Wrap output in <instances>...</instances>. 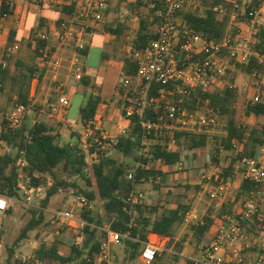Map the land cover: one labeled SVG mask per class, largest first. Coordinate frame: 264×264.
<instances>
[{
    "label": "built area",
    "instance_id": "2783aa9c",
    "mask_svg": "<svg viewBox=\"0 0 264 264\" xmlns=\"http://www.w3.org/2000/svg\"><path fill=\"white\" fill-rule=\"evenodd\" d=\"M67 4L71 8L69 18L58 21L51 28L34 31L30 41L35 53L37 69L33 79L40 73H48L53 77L67 64V73L75 81L82 80L83 65L87 49V40L92 38L104 22V11L108 0H34L37 8H46L52 4ZM201 3L208 6L204 8ZM9 11L1 16V28H6L7 21L13 14V6L8 3ZM204 13L210 11L215 20L222 23L224 31L217 39L209 38L203 31L195 29L184 22L182 12ZM205 9V10H204ZM137 26L127 38L125 46L126 60L130 61L135 71L131 74L123 72L116 91L113 116L121 120L116 123L113 132L103 127L107 105L95 112L96 116L80 120L79 149L88 153L93 159L109 156L119 138L126 133L130 119L136 116L143 131L142 147L139 154L150 152L154 144L148 138L151 132L158 138L165 137L166 145L173 147L175 131L188 132L194 135L204 134L211 137L219 133L218 115L202 99L192 107H186L184 98H190L199 93L204 95L214 86H226L230 91L235 88L229 84L228 76L238 67H247L252 61L254 67L251 75L260 78L264 69V44L261 45V34H264V0H148L141 10L134 13ZM141 22L147 23L153 38L138 46V33ZM260 49L257 50V47ZM16 47L8 49V55ZM69 52L67 57L66 53ZM65 56V58H64ZM7 66L0 58V68ZM173 83V90L162 88ZM161 86L157 94L152 92L154 86ZM60 93L55 103H47V112H41L56 123L64 120L70 106V99L58 87ZM177 98V99H176ZM264 104V86L260 84L248 99V105ZM30 104L13 103L6 112L1 114L7 128H18L23 117L29 111ZM105 105V104H104ZM147 111L156 114L155 120L145 118ZM264 122V115L259 118ZM41 119L35 122H40ZM264 125V124H263ZM1 129V125H0ZM208 145L207 147H210ZM177 148V147H176ZM152 149V148H151ZM234 149L241 151L239 144ZM240 149V150H239ZM8 151V148H6ZM226 154L223 148L218 150L217 158ZM152 156V155H151ZM264 146H258L253 157L242 156L237 166L238 181L247 180L254 189L244 194L242 204L237 213L220 218L214 232L197 246V253L192 256L177 254L185 264H250L264 262V254L254 253L253 238L249 235L245 223L257 221V228L264 231ZM18 169V187L23 190L26 200L30 193L40 188H34L32 176L24 160L16 162ZM142 164L137 163L127 175L132 179ZM164 175L181 173L184 170L182 161L161 168ZM203 178V177H201ZM232 184H222L209 188L207 195L212 201H220L229 193ZM4 206L0 213H5L10 207V198L0 196ZM128 201L131 204L144 201L138 191H133ZM73 204V203H72ZM82 211L91 210L88 201L76 196L74 204ZM54 224L57 225L56 240L80 246L82 231L87 222L74 209H58L48 211ZM1 227V224H0ZM102 231L105 237L99 246L98 253L87 259V264H110L112 250L121 244V236L112 230L111 224L104 225ZM250 240V241H249ZM41 245H48L47 237ZM166 250L157 243H146L141 251L140 259L145 264H153L158 256ZM25 259H23V262Z\"/></svg>",
    "mask_w": 264,
    "mask_h": 264
},
{
    "label": "trees",
    "instance_id": "16d2710c",
    "mask_svg": "<svg viewBox=\"0 0 264 264\" xmlns=\"http://www.w3.org/2000/svg\"><path fill=\"white\" fill-rule=\"evenodd\" d=\"M135 1L140 8L148 2V0ZM8 3L9 0H0V14L9 11ZM181 16L187 25L203 31L209 38L217 39L224 31L223 24L217 22L210 11L182 12ZM153 37L149 25L141 22L138 46H144ZM260 39L262 46L264 34H261ZM253 67L252 61L249 66L238 67L236 70L241 69L251 73ZM23 68L25 70L14 79L15 87H11V91H14V103L28 104L29 83L38 69L36 66ZM123 71L131 74L135 71V67L126 60ZM5 76L6 69L0 70V84ZM174 86L175 84L170 83L162 88L173 90ZM3 88L0 87V91ZM160 88L161 86L156 85L152 92L157 94ZM202 99L208 100L217 115L227 117L220 133L208 137L204 134L194 135L175 131L173 143L177 148L173 149L166 145L168 140L165 137L158 138L156 133L151 132L148 138L154 144L150 146V152L140 155L143 131L137 117L133 116L126 133L119 138L112 151L116 156L110 154L95 159L88 155L92 151L89 150L87 153L79 149V138L76 143H61L55 130L43 121L29 124L27 117L24 116L20 126L10 130L0 115V143L8 148V151L0 154V196L17 198L19 187L16 162L19 159L26 162L34 188L48 186L39 206L31 210L32 217L21 230L16 242L27 239V234L43 222L44 210L47 209L50 199L68 190H72L75 196L84 197L92 207L91 210L81 213V217L88 224L82 231V243L80 246H70V252L66 256L59 252L54 242L48 246L42 245L33 253V259L37 262L87 264V259H92L98 253L103 241L102 237H105L102 228L108 223L111 224L112 230L123 236L120 246L123 247L124 257L120 264H134L152 235L157 237V242L164 237H175L185 214L190 211V204L183 201L167 213H159L161 206L157 200L148 205L143 201L131 204L128 197L133 191H137L138 185L152 181L153 188L160 189L163 187L161 177L164 175L161 168L178 163L184 150L205 148L208 145L213 148V160L216 164L219 162L217 154L220 148L230 156L227 155L229 158L225 165L218 166L209 183L213 186L227 184L234 179L235 172L239 170L237 166L239 159L242 156L253 157L257 147L264 144V126L254 123L260 115H264V104L246 105L240 114L241 118L238 119L234 109L236 102L234 94L224 85L214 86L204 95L197 93L190 98H184L183 103L186 107H192ZM97 103V98H89L86 105L80 108L81 120L96 116ZM145 118L155 120L156 114L147 111ZM247 119L250 121L246 123ZM155 140L158 141L155 143ZM235 144L241 145V151L234 149ZM137 163L142 164V167L137 169L132 179H128V173ZM185 188L189 189V186ZM253 189V183L242 180L235 191L233 202H230L228 193L224 196L225 200L219 207L218 215L237 213L244 194ZM209 213L189 226L193 242L202 241L205 234L211 231L214 222L209 217ZM245 227L249 235L255 239V247L250 250L254 253L260 250V254H264V249L257 246V242L264 240V231L257 228V221H248ZM11 254L12 249L9 250V256Z\"/></svg>",
    "mask_w": 264,
    "mask_h": 264
},
{
    "label": "crops",
    "instance_id": "0c3cea01",
    "mask_svg": "<svg viewBox=\"0 0 264 264\" xmlns=\"http://www.w3.org/2000/svg\"><path fill=\"white\" fill-rule=\"evenodd\" d=\"M33 1L34 0H9V3H11L13 6V14L7 21V26L5 29L1 28L2 20L0 16V58H3L7 64V66L4 68L6 69V76L3 79V82L0 84V87H4L3 90L0 91L1 104L2 102H8L9 100L11 101L15 99L14 91H11L10 87H15L14 79L21 74L22 70L20 67H34L37 65V63H35L36 58H34L35 53L33 52V47L30 41L34 31L44 28H51L58 21L68 19L71 12V8L67 6L66 3L64 5L52 4L46 8H37L33 5ZM65 1L72 2L75 0ZM139 10H141V8L136 4L135 0H108V5L104 11L103 24L98 28L97 33L92 38L86 39L87 49L85 57L82 60V80L75 81L73 78H69L68 73H66V76H63V71L61 76L65 80L62 81V84L58 85V74L56 77H53L48 73L42 72L37 75L36 79H31V90L28 100L34 103L35 101H33V98L35 95L43 94L42 91L44 89H46L48 93H57L58 87H61L64 91V94H66L70 99L69 107H71L72 100L75 95L79 97V100L82 101L84 106L86 105L89 98H97L98 103L96 111L109 104L111 105V109L106 108L105 110L103 127L105 128L106 124H111V131L108 132H113L116 127L115 124L121 123L119 118H117V122L115 123L116 117L113 116L112 107H115L118 83L120 81L121 74L124 72L123 70L126 62V38L129 32L137 26L134 13ZM11 47H16V50H13L12 53L8 55L7 51ZM106 48L109 50V52L105 51ZM65 53V56L67 57L69 52ZM0 70H2V68H0ZM62 70H66L67 72V64H64ZM7 87H9L8 91H6ZM58 94L56 95L58 96ZM48 102L55 103L56 99L51 102L49 99H47V97H43L40 103L43 107H45L46 111H48ZM10 107L11 105L7 104L6 108L8 109ZM37 114L42 117L41 120L44 123L55 130L61 142L76 143L80 132V114L77 120L71 121L68 119V113H66L64 120L61 123H56L52 118L45 117L43 113L41 114V110L40 112H37L36 115ZM249 121L250 119H247L246 123ZM254 123L261 126L264 124L261 117H258ZM262 146H264V144ZM6 148L7 147L4 144L0 143V154L6 152ZM239 148H241V145H239ZM213 154L212 146L196 148L194 150H184L180 157V160L184 165L183 172L170 175L166 181H164L165 175H163L161 177V181L163 182L162 186L171 184V178L172 180L176 181L175 184L184 187L198 186L201 183V177H203L201 179H204L205 183H208L210 177L218 170V166L221 167L225 165L228 158L230 157L226 152L224 157L217 158L219 162L216 164L213 160ZM238 176L239 170L235 172L234 179L228 182L229 185L232 184L231 192L227 194V196L230 198V202L234 201L235 191L240 184V181L237 180ZM149 183L152 184V181ZM212 187L216 186L210 185L207 189L204 187L202 192L207 194V190ZM197 188H202V186ZM184 199L182 197H178V199L176 198L170 201V196L158 194L157 196L154 195L150 202L145 200L143 203L148 205L157 200L161 206L159 213H167L168 211L173 210L179 203L183 202ZM224 199L218 202L211 200V202H213L214 205L219 208ZM48 211L50 210H44V212ZM208 213L204 212L203 215H200V213H196L194 210H192V208H190V211H188V213H186L184 216V221L180 227L181 232L178 231L175 237H164L159 239L157 242V237L152 235L148 243H157L163 246L166 250V252L156 258L153 264H172L173 256L175 259H177L178 264H185L181 258L177 256V254H183L187 256L195 255L197 253V246L214 232L220 221V218L223 216H229L225 214L218 215L219 210L217 211V209L210 212L209 217L214 222L211 231L205 234L202 241L198 243L193 242L192 234L189 231V226L193 225L197 221H200L202 217ZM182 231H184V235H182ZM113 250L112 258H115ZM134 264L145 263L140 259L139 256L138 260Z\"/></svg>",
    "mask_w": 264,
    "mask_h": 264
},
{
    "label": "rangeland",
    "instance_id": "374dc122",
    "mask_svg": "<svg viewBox=\"0 0 264 264\" xmlns=\"http://www.w3.org/2000/svg\"><path fill=\"white\" fill-rule=\"evenodd\" d=\"M201 6H203L204 8H207L208 5L206 3H201ZM193 11L196 12L197 10L195 11L194 9ZM199 12L200 11L196 13H199ZM105 51L109 52L107 48L105 49ZM34 58H35V55H34ZM31 61H32V58H31ZM35 63L37 62L35 61ZM21 70L24 71L25 68L22 67ZM61 70L58 73V80H59V82H57L58 85L62 84L63 83L62 81L65 80L61 76L62 72L64 71L63 76H66V73H67L66 70H62V71ZM228 79H229V84H232L235 87L232 90L235 101H236L234 109H235L237 118L240 119L241 118L240 114L242 113L243 108L246 105H248V99L250 98V96L254 93L256 88L260 86V84L264 86V69L262 70L261 76L258 79L254 78L251 75V73H247L244 70L242 71L241 69L234 70V72L228 76ZM8 88L9 87H7L6 91L9 90ZM28 88H29V94H30V90H31L30 83H29ZM38 93H39V90H38ZM42 93L43 94L35 95V97L33 98V101H35L34 103L28 100V104H30L29 105L30 107H29V111L27 112L25 116L27 117V122L29 124H32L38 118L39 119L42 118L40 115L38 114L36 115L37 112H40V110L41 112H47L45 107H43L42 104L40 103L43 97L45 98L47 97V99H49L51 102L55 100L56 97H58L56 95L58 94V92L52 94V93H48L47 90L44 89ZM13 103H14V99L11 101L9 100L8 102L7 101L2 102V104L0 100V115L6 112L7 104L13 105ZM82 107H84V105L82 104V101L79 100V97L77 95H75V97L72 100L71 107H68L66 111V113H68V119L71 121L77 120L79 118L80 108ZM226 119H227L226 116L218 115L217 129L219 130V133L221 132V129L224 127ZM0 124H1V117H0ZM116 125L117 124H115V126ZM111 128H112L111 124H106V127H105L106 131H111ZM157 141L155 140V143ZM111 154L113 156H116L114 152H112ZM119 159L121 160V157H119ZM168 178L169 176L166 175L164 181H166ZM200 180H201V183L198 186H189V189H186L184 186L175 184L176 181L172 180V178H171V184L165 185L158 190H155L151 183L143 182L138 185L137 191L141 194L142 199L144 201L147 200L148 202L151 201L154 195L157 196L158 194L163 195V196L164 195L170 196V201L172 199L173 200L176 198L178 199V197H182L183 199L185 198L184 201L189 203L192 210H194L196 213H200V215H203L204 212L206 213H208L209 211L212 212L215 209H217L218 211L219 208L215 206L213 202H211V200L208 198L206 193L202 192V189L204 187H206L207 189L211 184L209 182L205 183L204 179L200 178ZM31 183H32V179H31ZM80 185L83 186L82 183H80ZM200 186H202V188H198V189L195 188V187H200ZM47 187H41L38 190L32 191L30 193L29 200H26L25 195H23V190L18 189V196L17 198L11 199L8 212L0 213V224H1V227H0V264H57L55 262H50V261L41 263L33 259L34 251H36L39 247L42 246L40 243L42 239L45 237H47L48 239V245L54 242L58 246V250L60 251L62 255L66 256L69 254L70 245L56 240L55 234L57 232V225L53 223L50 217V214L48 212H45L43 222L39 226H37V228L34 231H31L27 234L28 235L27 239L16 242V239L19 236L21 230L32 217L31 210L36 209L39 206L40 201L43 199L45 195ZM231 188L229 189V193L231 192ZM75 197L76 196L73 194L72 190H68L66 192H60L50 199L47 209L50 211H53V210H58V209L72 208L77 214L81 215L82 210L80 208H76L73 205ZM179 232H181V229L179 230ZM182 232H183L182 235H184V231ZM102 238L104 239V237ZM252 242L255 243V239H253ZM258 245L260 249H264V240L263 242L262 241L257 242V246ZM10 249H12L11 256H9ZM113 254L115 255V258L111 259L110 264H120L124 256L123 247L122 246L115 247L113 250ZM258 254H260V250H258ZM23 259H25L24 262H23ZM68 264H73V263L71 262ZM172 264H178V261L177 259L174 258V256L172 257ZM250 264H257L256 260H255V263L251 262ZM261 264H264V262H261Z\"/></svg>",
    "mask_w": 264,
    "mask_h": 264
},
{
    "label": "clouds",
    "instance_id": "9594fccd",
    "mask_svg": "<svg viewBox=\"0 0 264 264\" xmlns=\"http://www.w3.org/2000/svg\"><path fill=\"white\" fill-rule=\"evenodd\" d=\"M4 204H3V201H0V207H3Z\"/></svg>",
    "mask_w": 264,
    "mask_h": 264
}]
</instances>
